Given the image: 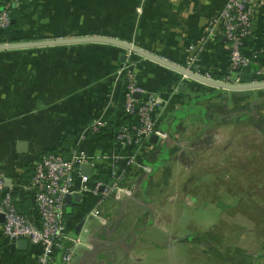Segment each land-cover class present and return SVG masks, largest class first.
I'll use <instances>...</instances> for the list:
<instances>
[{"label":"crops","instance_id":"crops-1","mask_svg":"<svg viewBox=\"0 0 264 264\" xmlns=\"http://www.w3.org/2000/svg\"><path fill=\"white\" fill-rule=\"evenodd\" d=\"M223 3L224 0H23L21 26L11 34L18 40L11 43L25 41L34 34L40 37L35 40L98 35L127 41L186 66L191 54L189 45L199 41ZM253 27L246 50H264V4L254 17ZM127 52L130 51L105 42L0 50V179L12 188L17 207L32 222L37 220L32 195L20 185L30 179L31 173L26 170L43 153L59 150L69 156L72 147L96 157L115 150L126 152L119 148L106 126L97 135L88 127L94 118L111 119L122 114L121 104L110 101L107 94L119 65L131 62L138 84L167 101L156 108V113L171 136L152 144L146 152L143 164L151 167L150 172L130 169L123 184H136L133 195L117 201L110 199L98 209L105 223L89 214L96 203V196L90 191L66 204L69 234L85 228L83 236L92 244L91 249L78 248L70 264H152L153 253L174 250L183 241L191 242L175 241L176 238L194 232L200 238L210 233L235 232L238 228L240 234L232 242H225L228 247L246 252L250 245L258 248L264 236L259 233L257 222L248 216L246 205L242 221H236V207L247 204L250 195H232L236 202L220 197L231 195L233 188L218 182L222 162L191 165L192 169L210 167L204 177H195L194 171L180 176L178 170L187 163L180 162L187 152L229 151L231 144L227 141L233 135L230 125L236 123L237 115L253 108L252 100L257 94L264 99V87L232 90L207 86L137 53L130 52L126 57ZM121 55L125 58L121 59ZM227 56V41L219 34L208 38L190 67L199 72L211 70L221 78L227 69ZM254 68L251 65L241 69L240 81H254ZM115 94L116 89L114 98ZM185 106L197 107L196 112L179 116L177 112ZM96 164L91 166V176L97 172L103 179L107 163ZM191 191L201 200L206 219L194 215L185 218L180 203L178 213H174L173 206L162 204L165 195H188ZM207 195H214L217 200ZM157 215L159 222L155 223ZM190 227L198 228L194 231ZM27 243L26 249H19L4 238L0 229V264H37L39 246ZM260 260L253 264H264V258ZM51 264H63L60 252Z\"/></svg>","mask_w":264,"mask_h":264},{"label":"built area","instance_id":"built-area-1","mask_svg":"<svg viewBox=\"0 0 264 264\" xmlns=\"http://www.w3.org/2000/svg\"><path fill=\"white\" fill-rule=\"evenodd\" d=\"M19 4L20 0H7L0 5V33L10 25L11 7H18ZM263 4L264 0H224L220 11L211 20L199 41L189 45L191 54L188 56L187 65L183 67L205 79L240 84L243 83L239 78L240 70L254 65L255 79L252 82L264 81V50H246L247 41L254 29V17ZM219 34L225 37L228 47L227 69L223 76L216 78L211 70L199 72L191 69L190 66L204 50L208 38ZM2 43L7 42L0 41V44ZM129 54L130 52H127L126 57ZM234 73L237 74L235 80L232 79ZM114 79L107 98L116 101L113 97L114 91L118 84L122 86L120 99L122 115L128 117L129 122L120 124L113 132V137L119 148L126 151L125 153L115 150L110 154L96 157L82 148L72 147L69 156H64L59 150H53L36 158L32 163L33 172L30 179L20 185L23 191L32 195L37 217L35 222L17 207L12 188L0 179L1 233L9 242L16 243L23 239L38 245L37 264H51L59 252L63 264H70L78 248H92L90 240L83 236L85 228L75 235L68 232L65 216L67 195L92 192L96 196V203L89 214L105 223L98 209L110 199L117 201L123 197H131L135 191V183L123 184V180L130 174V169L151 171L150 166L139 160L150 149L151 137H155L157 141L168 139L167 133L158 127L160 114L156 113V108L164 106L167 101L151 91L144 90L138 84L133 63L122 62L114 73ZM107 119L94 118L88 129L93 134H99L107 125ZM97 161L107 163L103 179H100L97 172L92 176L91 172L90 175L81 172L80 167L83 164L96 166ZM168 200L175 202L176 196ZM154 222H159L158 215L154 217Z\"/></svg>","mask_w":264,"mask_h":264},{"label":"rangeland","instance_id":"rangeland-1","mask_svg":"<svg viewBox=\"0 0 264 264\" xmlns=\"http://www.w3.org/2000/svg\"><path fill=\"white\" fill-rule=\"evenodd\" d=\"M30 41H41V40H30ZM22 42H29V40H25ZM7 43H11V42H7ZM22 48H34V47H22ZM188 78L189 77H186V79ZM263 100H262V95L257 94L252 100L254 102V104H252L253 108L255 107L256 110L250 113V117L248 121H244V120L238 122L236 121L235 124L230 125V127H232L230 129L233 135H231L227 141L229 144H231V146H229L230 147L229 151L220 154L219 152L218 153H211V152L199 153L200 151L193 153L187 152L188 155H186V157H183V155L180 157L181 158L180 162L182 161L183 163H185L184 161L187 162L185 165L180 166L178 170L180 176L181 175L184 176V173L194 171L195 177L197 176L204 177L205 174H209L210 171L208 170H211V168L209 167L208 169L206 168L201 169L199 167L198 169L197 168L192 169V166H195L196 162L198 165L210 161H219L220 163L222 162V167L219 168V171L222 172V174L218 178V182L224 183L226 186L228 185V187H230L231 184V187L233 188H231V193H230L231 195H221V196L216 195V196L217 197L220 196L223 200L226 201H229L230 199L231 202H233V200L236 202L237 198L235 200V198L232 195H235V197L244 194L248 196L250 195L249 197L246 196L248 202L251 203V205L255 203L257 206L262 208L263 209L262 211L264 212V117L260 116V113H264V107L262 108L263 105L261 104ZM254 113H256L255 117L253 116ZM175 162L180 163L179 161H174V163ZM219 162H217L218 165ZM189 165L190 168H188ZM195 186H197L196 183ZM202 187L203 186H200L198 187V189H201ZM195 190L196 189H194V191ZM201 191L202 193L204 192L203 188ZM187 194L188 195H165L166 198L164 199V201H162V204L163 206L166 205V207L169 208L170 206H173L172 208L173 209L175 208L174 213H178L179 210L181 211V207L178 206L180 203L182 204L181 206L184 209L183 213H185L184 214L185 218L189 217L190 215H194L198 218L206 219L207 215L202 211L203 210L201 207L202 202L200 199H197L198 195H194L195 193H193L192 191L188 192ZM172 196H176V200L174 203L169 202L168 200ZM207 196L211 200L215 199L214 195H207ZM251 209H255V207L251 206ZM166 210L167 209H165L164 207V213ZM236 211L239 213L236 216L237 219L236 221L241 222L242 221L241 218L244 217L245 210L240 212L236 207ZM228 213L229 210L228 212H226V215H229ZM172 218L175 219L174 214ZM197 228L198 227H190L189 229L195 231ZM215 230H217L215 232L218 233L220 227L217 225ZM240 232H241V228H238L235 232L233 231L221 232V234L218 235L215 234L214 236H217L218 241H222L224 243L230 241L232 242L234 240L233 237L236 235L238 236ZM194 233L195 234L193 235H198L197 232ZM200 238L203 239L202 241L203 243H200L201 239L199 241H196V239H192L191 242H189V244H186L183 241V243L176 246L177 248H175L174 250L163 249L162 251H158L157 254L153 253L152 257H154L155 260H153L152 264H247L246 262L248 261L245 260L247 259L245 258L247 255L246 253L249 251L251 252L256 251L259 248L256 247V244L255 245L253 244L246 248V250H248L247 252L244 251V253L238 254L232 251L231 249H226L224 247L222 248L218 244L211 243L210 245H203L205 243L209 244V241L211 239L210 236L206 235L205 237L201 236ZM173 242L174 241L172 239L170 245H173ZM141 264H148V263L142 262Z\"/></svg>","mask_w":264,"mask_h":264},{"label":"trees","instance_id":"trees-1","mask_svg":"<svg viewBox=\"0 0 264 264\" xmlns=\"http://www.w3.org/2000/svg\"><path fill=\"white\" fill-rule=\"evenodd\" d=\"M3 3L4 2H1L0 5H2ZM22 5H23V0H20V4H19L18 7H11L10 16H11L12 22H10L9 27L5 31L0 33V41L1 42H12V41H17L18 40V39H15L13 37L11 38V34H12V32L14 30H17V29L19 30V28L21 26V20L19 18V15H20V12L22 11ZM39 38L40 37L38 35L34 34V35L30 36L29 38H26V40H30V39L35 40V39H39ZM214 77H215V75H214ZM216 78H220V77H216ZM121 93H122V86L120 84H118V86L116 88V94H115V100L117 101L118 104L119 103L121 104V101H120ZM261 104L263 105L262 106V108H263L264 107V100L262 101ZM196 109H197V107H194V106H190V107L189 106H185V107H182L177 112V114H179V116L186 117L187 115H192L194 112H196ZM252 110L254 112L256 110L255 107L252 108V109H248L246 111H243L244 113H241V114L237 115V118L235 119V121H237V122L238 121H243V120L248 121V119L250 117V113L252 112ZM255 114L256 113H254V115H253L254 117H255ZM260 116L263 117L264 113H260ZM107 120H108V122H107V125H106V129L108 128V129L111 130L112 137H113V132L119 127L120 124L129 122L128 117H125L122 114H119L116 117L115 116L111 117V119L108 118ZM162 120L163 119H161V118L159 119L158 127L161 130H163L164 132H166L168 136H171L170 131L166 129V127L164 126V123H163ZM150 142H151V144H156L157 140L155 139V137H151ZM145 154L139 159V160H141L142 163L145 160V156H146ZM32 172H33V167L27 168L26 173H31V175H32ZM23 175L24 174L21 175V179H23V177H24ZM28 180L26 178V180L23 183L27 182ZM16 205H17V201H16ZM245 205L249 208L248 216L257 222V227H258L259 233H261L264 236V214H263L264 212L262 211L263 209L260 208L259 206H257L255 203L253 205H251V203H249V202L247 204H245V203L243 204L242 203L241 205H238L237 207H238V209H241L243 211V210H245L244 209ZM251 206L255 207V209H251ZM65 216H66V211H65ZM214 235L215 234H212V233L208 234V236H210V238H211L210 241H209V245L211 243L212 244H218L222 248L224 247L226 249H231L232 251H235V253H238V254L244 253L245 250H242V249H239V248L235 249L232 246L228 247V245L226 243H224L222 241H218L217 240L218 239L217 236H214ZM183 239L184 240H188V241L192 240V239H196V241L200 240V238L197 235H189L188 237H184L182 239H179V241L183 240ZM202 241H203V239H201L200 243ZM246 254L247 255H246L245 258H247V259H245V258L244 259L247 260V261H249L250 259L252 260L249 264L258 263L260 259L264 258V240L260 243L258 250L253 251V252H247ZM246 263L248 264V262H246Z\"/></svg>","mask_w":264,"mask_h":264},{"label":"water","instance_id":"water-1","mask_svg":"<svg viewBox=\"0 0 264 264\" xmlns=\"http://www.w3.org/2000/svg\"><path fill=\"white\" fill-rule=\"evenodd\" d=\"M12 22V20H11ZM80 42H105L110 43L114 45H118L126 50H130L131 52L137 53L139 55H142L150 60H153L157 63H160L172 70H175L176 72L192 78L204 85H208L211 87L216 88H223V89H232V90H238V89H252V88H260L264 87V81L262 82H250V83H221L218 81H213L209 79H205L204 77L192 72L189 69H186L185 67L172 63L171 61L157 56L151 52H148L132 43H129L127 41L111 38V37H105V36H98V35H86V36H76V37H68V38H54V39H46L41 41H29V42H16V43H2L0 44V50L1 49H12V48H22V47H36V46H44V45H55V44H71V43H80ZM125 55H121V59H124ZM239 69V67L237 68ZM237 77V74L234 73L232 76V79L235 80ZM137 96V94H136ZM81 172L87 175H90L91 172V165L90 164H83L81 167ZM80 194H74L73 196L67 195L65 198L66 203H69L71 199H79ZM184 237L176 238L175 240L182 239ZM27 241L20 239L16 242V245L19 249H26L27 247Z\"/></svg>","mask_w":264,"mask_h":264}]
</instances>
